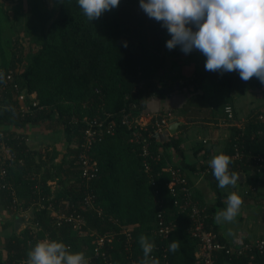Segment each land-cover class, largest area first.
Returning a JSON list of instances; mask_svg holds the SVG:
<instances>
[{
  "label": "trees",
  "instance_id": "16d2710c",
  "mask_svg": "<svg viewBox=\"0 0 264 264\" xmlns=\"http://www.w3.org/2000/svg\"><path fill=\"white\" fill-rule=\"evenodd\" d=\"M54 2L58 6L55 18L51 10H42L37 4L32 7L36 22L34 29L39 30L35 39V46L38 48L33 52H26L19 39L2 44L0 27V73L4 75L3 82H0V130L6 133L4 141L14 157L9 173L16 196L27 208L39 198V190L41 195L51 194L47 181L53 174L46 165L54 158V155L51 156L46 151L36 152L30 148L26 135L18 133L17 129L22 130L26 125H40L50 120L55 124L53 128L63 125L60 130L63 131L66 142L69 146L75 143L77 147L83 141L85 124L82 120L85 117L105 119L106 114L110 113L112 117L109 120L115 122V133L105 134L90 152L98 172L89 185L103 208V213L99 216L93 210L82 211L87 227L100 234L114 231L117 227L110 218L117 220L120 225H138L134 229L131 251L125 250V237L122 235L117 237L112 247L106 248L108 255L117 264H122L132 251L133 258L138 261L143 258L138 243L141 234L146 235L156 246L167 247L170 264H196L197 240L188 232L191 225L190 214L174 205L176 197H173L167 187L171 174L164 169L171 168L186 176L191 196L183 201L206 207V229L217 233L218 241L225 243L214 221L215 207L222 205L224 194L220 191L211 168L187 161L181 134L173 135L163 142L157 137H148V133L155 130L153 120L147 125V130H143V134L149 141L150 154L155 156L161 150V155L159 161L148 158L152 169L148 174L144 171L141 146L130 141L131 132L121 123L123 111L131 112L132 116L144 114L151 98L166 99L174 91L172 84H161L169 77L164 57L160 55L166 28L162 27L161 22H157L160 26L155 33L160 39H157L155 45L145 42L143 34L136 41L127 36L126 32L131 33L125 27L124 12L132 7H140L139 0H120L117 8L103 13L92 22L83 15L77 0ZM28 56L27 65L21 73H17L21 60ZM10 71L14 72V81H9L8 86L3 89L5 77ZM14 82L29 94H36L39 107L34 108L32 113L22 115L19 111L20 103L11 86ZM205 84L216 85L219 93L212 97L213 100L203 93ZM185 85L193 86L196 92L203 93L196 94L198 98L194 99V103L200 100L204 103L210 101L211 110H223V113L226 104L232 105L237 96L245 95L252 88L264 98V85L255 77L247 82L242 81L238 72L221 74L204 69L195 73ZM191 114L195 113L191 112L188 116ZM214 115L215 112L210 116ZM260 116H263V120ZM228 130L229 141L222 153L231 158L237 147L241 154L240 159H231L229 170L237 174L251 172V182L254 184L250 186H264V162L258 163L256 160L257 157L264 158V104L253 109L242 128L228 126ZM69 146V161L64 159L56 167L59 170L57 175L61 177L58 182L61 190L55 195V208L58 210L65 205H73L78 209V202L87 195L85 185L78 179V171L71 165L78 154L77 148ZM201 149L200 144L194 149V154ZM171 150L178 159L177 163L172 162ZM199 171L205 172L212 182V189L217 195L214 205H207L203 197L194 190L190 175ZM33 173H40L39 179H33ZM72 179L75 182L70 184ZM151 180H154L155 185H152ZM259 194L264 198V191ZM11 198L10 191L0 188L1 206L7 208ZM180 198L183 196L180 195ZM160 210L164 211L166 221L176 224L170 238L164 243L153 234ZM32 215V223L38 230L34 231L29 226L7 238L0 250V264H17L26 260L27 252L38 241L47 237L71 246L73 253L83 252L87 255L93 246L92 238L81 236L73 230L71 224L56 227L47 210H34ZM173 240H179L180 245L175 253L170 252L168 247ZM154 254L160 259L159 252ZM220 260L223 264H264V255L254 253L237 258L222 254Z\"/></svg>",
  "mask_w": 264,
  "mask_h": 264
},
{
  "label": "built area",
  "instance_id": "2783aa9c",
  "mask_svg": "<svg viewBox=\"0 0 264 264\" xmlns=\"http://www.w3.org/2000/svg\"><path fill=\"white\" fill-rule=\"evenodd\" d=\"M22 69L23 68L21 65H19V67L16 69V72L21 73V71H23ZM13 77L14 72L10 71L5 77L6 81L2 86L3 89L8 86L9 81H14ZM11 86L15 91L16 99L20 103L19 111L22 115L32 113L34 108L39 107L36 94H29L26 89H22L20 84L16 82L11 83ZM111 117L112 114L108 113L106 114L105 119H89L85 117L82 120V122L85 124V130L82 136L83 141L80 146L76 147V144L73 146L77 148L78 154L75 156L74 162L71 164L72 167L78 171V179L79 181L81 180L85 185L87 193V195L78 202V209L73 205H71V207H67V205L60 206L59 210L55 208V195L57 192H59V190L56 189L57 191H53L55 182L51 181H47L48 186L51 187V194L41 195L42 192L39 190V198L32 201L27 208L24 207L22 201L16 196L13 183L11 181V175L9 173V168L12 166L14 157L11 150L4 141L6 133L0 130V188L10 191L12 196L10 199V204L6 209L16 216L27 215L28 223L26 227L31 226L34 231L38 230L37 226L32 223V214L34 210H47L48 216L51 217L56 227H61L64 224H71L73 230L79 232L81 236L92 238L91 245L93 246L90 248L85 257L89 260V263L95 264H117L108 255L106 248L108 246L112 247L117 237L122 235L125 237V250L128 252L131 251L133 247L134 229L138 227V225H120L118 224L117 220L110 218V221H112L117 228H115L114 231L100 234L87 227L86 218L82 213V211L89 210L97 212L99 216H102L103 213V208L100 207V203L96 200L95 193L89 185V183L96 177L98 172L97 164L91 158L90 152L93 146L103 139L105 134L113 135L115 133V122L113 120H109ZM144 119L146 120L145 123L142 122ZM260 119L263 120V116H260ZM153 120H155V130L148 133V137L151 138L157 137L159 134L163 133L164 130H166L171 124L177 122L178 119H176L175 114L171 112H162L158 113L157 115H145L142 113L138 116H132L131 112L127 113L123 111V114L121 115V123L125 125L131 132L130 141L141 146V155L144 157V171L148 174H150L152 171L148 163V158L153 159L154 161H159L161 155V150H158V153L155 156L150 154V148L148 144L149 141H147L146 135L143 134V130H147V125L152 123ZM223 121L227 126H237L242 128L246 120L238 119L236 117L235 108L231 104H227L224 108ZM26 127H28V125H26ZM18 133H24L26 135L25 139L27 143L29 142V138L25 132L20 131ZM169 135L173 136L171 134ZM240 158L241 154L237 147H235V153L231 159L234 160ZM256 160L258 163L264 162V158L262 157H257ZM22 163L23 162L20 160V164ZM164 171H167L171 174V180L169 181L167 187L173 197H176L174 205L179 206L183 212L187 211L190 214L191 225L188 232L197 240V247L195 251V258L197 260L196 264H223L220 260V256L222 254L233 257L235 256L237 258L246 254L254 253L264 255V238H260L247 244H242L239 247H233L227 243H221L218 241V234L206 229L207 208L200 207L196 203L183 201V199L189 198L191 196V189L188 188V180L186 176H184L180 171H174L171 168L164 169ZM32 177L33 179H39L40 173L37 175L33 173ZM74 180L75 179L70 180L69 183L73 184L75 182ZM151 181L152 185H155L154 180ZM250 190L255 194L259 193V185L255 184ZM180 195H182L183 198H180ZM158 204L160 203L158 202ZM156 220L157 224L153 231L154 237L164 243L170 238L172 231L176 228V224L172 221H166L163 210L159 211ZM46 239L50 240L48 237ZM68 247H70L71 251L73 250L71 246ZM0 250H2L1 246ZM132 252L126 256L122 264H138L139 261L138 259L133 258ZM156 252L160 253V255L157 254L160 258V264H170L168 260L167 247H165V245H155V249L151 255L153 257H158L154 254ZM22 261L18 262L17 264H22Z\"/></svg>",
  "mask_w": 264,
  "mask_h": 264
},
{
  "label": "clouds",
  "instance_id": "9594fccd",
  "mask_svg": "<svg viewBox=\"0 0 264 264\" xmlns=\"http://www.w3.org/2000/svg\"><path fill=\"white\" fill-rule=\"evenodd\" d=\"M77 3L92 22L117 8L120 0H77ZM139 6L149 18L161 22L167 29L171 36L166 42L169 50L180 46L185 54L199 51L206 58V71L238 72L242 81L255 77L264 85V0H139ZM0 82H3L2 73ZM231 163V158L223 153L209 161L221 189L235 188L240 179L236 172L229 170ZM226 204L214 216L217 223L234 222L243 199L232 192ZM138 243L143 252L138 264H160L151 255L154 242L141 234ZM179 246V240H173L169 251L175 253ZM22 264H89V260L83 252L73 253L63 242L43 239L27 252Z\"/></svg>",
  "mask_w": 264,
  "mask_h": 264
},
{
  "label": "crops",
  "instance_id": "0c3cea01",
  "mask_svg": "<svg viewBox=\"0 0 264 264\" xmlns=\"http://www.w3.org/2000/svg\"><path fill=\"white\" fill-rule=\"evenodd\" d=\"M171 39L167 29L163 35V48L160 55L164 57V65L168 73V78L161 84H172L174 91L166 99L158 97L151 98L147 102L146 111L144 114L157 115L162 112H172L175 114L177 122L180 123L176 134L182 135L185 157L189 163L207 165L209 167V161L213 156L222 153L229 141L228 126L224 123L223 110H211L209 108V102H203L200 100L194 103V99L198 98L196 94L202 95L213 100V96H216V85L205 84L202 88L203 93L196 92L193 86L186 87V83L197 72L205 69L206 58L196 50L191 53L185 54L181 51L180 46L169 50L166 47V42ZM257 90L254 88L246 92L245 95L237 96L232 105L236 110L238 119L246 120L253 109L263 105L264 98L260 94L256 95ZM212 94V95H211ZM229 104V103H228ZM231 104V103H230ZM227 105V104H226ZM225 105V106H226ZM189 106V108H187ZM191 109V111H190ZM195 113L188 116L189 113ZM215 112V115H210ZM46 123L40 125H28L24 130L17 129L18 132H25L29 138L28 145L34 151L48 152L54 158L46 165V168H50L53 176L48 181L55 182L53 191L60 190L61 186L58 184L61 177L57 175L59 170V163L65 159L69 161L67 148L69 144L64 138L62 130L54 133L53 129L47 127ZM45 126V127H44ZM170 127V126H169ZM169 127L159 134L157 138L160 141H167L169 137ZM202 149L195 155L194 149L200 145ZM75 143H71L70 146H74ZM69 146V147H70ZM54 149L56 151H54ZM208 153L205 154V151ZM54 152V153H53ZM56 152V153H55ZM172 162L177 163L178 159L175 153L171 150ZM210 168V167H209ZM240 179L237 182L235 188L227 186L223 189L219 188L224 194L222 199V205L216 206L215 214L226 208L227 196L236 192L243 199V205L241 206L240 213L232 223H217L215 224L219 229V234L224 239L225 243L233 247H239L242 244L254 242L260 238H264V198L259 194L253 193L250 189L254 183L251 182L253 174L251 172L238 173ZM192 185L196 193H199L207 205H214L217 200V195L212 189V182L206 176L205 172L199 171L196 174L190 175ZM264 191V186L259 185V192ZM15 218L16 215L10 213L6 208L0 205V246L2 247L5 240L9 238L15 232ZM23 227L21 231L25 229ZM20 231V232H21Z\"/></svg>",
  "mask_w": 264,
  "mask_h": 264
},
{
  "label": "rangeland",
  "instance_id": "374dc122",
  "mask_svg": "<svg viewBox=\"0 0 264 264\" xmlns=\"http://www.w3.org/2000/svg\"><path fill=\"white\" fill-rule=\"evenodd\" d=\"M35 4L42 10H51L54 14V18L57 16L58 6L55 5L54 0H0L2 44L7 43L9 40L19 39L20 44L25 48L26 52H33L38 48L35 46V39L39 34V30L34 29L36 22L32 13V7ZM124 21L125 27H127L128 31L131 33L129 34L126 32L127 36L135 39V41L138 40L140 34L145 35V42H151L154 45L157 43V39H160L155 33L160 25L156 20L149 18L140 7H132L124 12ZM5 47L8 48L7 45ZM28 58L29 56L21 60L20 63L22 68H25L27 65L29 61ZM255 94L260 96V92L256 91ZM142 122L145 123L146 120L144 119ZM45 125L53 129L54 133L63 128V125H56L58 129L57 127L53 128L55 124L50 120L47 121Z\"/></svg>",
  "mask_w": 264,
  "mask_h": 264
},
{
  "label": "water",
  "instance_id": "95a60500",
  "mask_svg": "<svg viewBox=\"0 0 264 264\" xmlns=\"http://www.w3.org/2000/svg\"><path fill=\"white\" fill-rule=\"evenodd\" d=\"M180 126L179 122H175L170 125L169 132L171 135L176 134L178 127ZM28 223V216L27 215H17L15 218V232L18 234L22 227L26 226Z\"/></svg>",
  "mask_w": 264,
  "mask_h": 264
}]
</instances>
